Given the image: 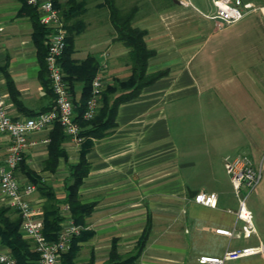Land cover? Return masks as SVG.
Listing matches in <instances>:
<instances>
[{
  "label": "crops",
  "instance_id": "1",
  "mask_svg": "<svg viewBox=\"0 0 264 264\" xmlns=\"http://www.w3.org/2000/svg\"><path fill=\"white\" fill-rule=\"evenodd\" d=\"M57 1L60 12L69 9L70 0ZM76 1L83 12L70 24L84 27L75 39L74 59L95 55L103 63L107 54L106 81L128 80V50L115 40L105 1ZM136 5L133 27L145 32L146 47L154 52L147 74L165 75L122 103L115 129L93 140L86 155L90 170L79 194L94 209L74 263L109 264L115 248L118 255H137L131 264H203V256L264 246V176L247 199L256 232L246 237L237 216L239 198L224 167L226 156L239 154L258 167L264 154V7L225 25L213 18L212 0L203 6L193 0ZM23 6L24 0H0V95L14 119L46 112L54 99L42 83L34 26L20 14ZM104 8L108 34L95 28L97 20V26L104 23ZM50 133L29 137L36 145L28 148L24 162L53 189L62 207L64 184L80 161L82 143L68 138L62 146L66 156L47 170L50 143L44 141L51 140ZM8 144L7 137H0V163ZM17 174L29 183L21 165ZM34 186L32 205L44 214L46 198ZM201 192L215 193L216 206L196 203ZM2 207L18 217L0 195ZM217 229L240 236L217 234ZM225 264H264V254Z\"/></svg>",
  "mask_w": 264,
  "mask_h": 264
},
{
  "label": "built area",
  "instance_id": "2",
  "mask_svg": "<svg viewBox=\"0 0 264 264\" xmlns=\"http://www.w3.org/2000/svg\"><path fill=\"white\" fill-rule=\"evenodd\" d=\"M27 3L36 8L38 21L48 31L46 47V66L50 89L54 95L51 108L36 116L14 119L4 96L0 95V137H7L9 144L0 163V195L8 204L17 210L22 220L21 231L24 237L32 242V249L39 254L38 264H61L63 256L70 250L72 241L80 236L84 227L75 224L71 216L69 205L61 207L64 222L58 239L50 242L43 233V212L36 210L31 202V197L36 191L33 184L18 176L17 172L25 160L26 152L30 146L29 137L36 133L50 132L55 124H59L65 135L75 144L84 140L80 136L81 129L77 122L75 104L69 91V86L64 80L61 58L67 47V28L60 10L55 6V0H27ZM216 8L214 19L220 20L225 25H231L244 19L250 12L258 11L252 3L242 0H212ZM98 75L92 82V95L86 104L84 119L92 120L102 107V94L108 84L105 72L108 69V55H103ZM50 139L44 143L49 144ZM224 167L230 177L235 194L239 198L238 218L244 223L243 234L250 237L256 232L253 223V213L247 206L248 197L259 187L264 176V154L261 163L256 167L251 158L246 154L228 155L224 158ZM194 201L207 207H215L217 195L215 193H197ZM217 234L232 237L233 230L217 229ZM236 235L240 236L239 233ZM264 246L229 250L223 257L203 256V264H225L227 261L238 260L245 257L263 255ZM0 264H17L11 251L0 243Z\"/></svg>",
  "mask_w": 264,
  "mask_h": 264
},
{
  "label": "trees",
  "instance_id": "3",
  "mask_svg": "<svg viewBox=\"0 0 264 264\" xmlns=\"http://www.w3.org/2000/svg\"><path fill=\"white\" fill-rule=\"evenodd\" d=\"M104 1L105 6L110 11L111 22L116 33L115 40L128 50L127 61L132 74L126 81L114 79L111 83L107 84L102 94V107L99 113L89 121L85 120L83 115L86 104L92 95V82L98 75L101 63L95 55H89L82 61H77L73 57L76 36L81 32L84 25L80 24L79 27L75 23H70L73 18L79 17L83 12V9L81 10L84 7L82 3L70 0L69 9L61 12L68 33L66 40L67 47L61 58L64 80L69 86L72 101L75 104L76 120L81 129L80 136L84 138L81 144L80 161L70 168L69 177L64 184L66 197L63 202L69 205L75 224L83 227H85L86 218L94 209L92 204H83L79 194L80 187L90 170V163L87 161L86 155L94 146L93 140L100 139L115 129L117 126V112L122 103L137 98L145 87L153 84L165 75V73L147 74L148 62L154 56V52L146 47L144 40L145 32L133 27L138 6L134 5L129 9H125L121 7L118 0ZM55 6L58 9L60 8L57 0H55ZM20 14L29 16L33 22L34 44L37 47L39 59L43 66L41 70L42 83L47 92L54 98L50 89L46 66V41L49 31L39 23L36 8L30 6L27 0H24V6ZM50 138L49 157L45 169L54 170L58 166L60 157L66 156V152L62 146L67 142L68 137L57 123L50 133ZM21 169L24 171V175L28 178L29 183L36 185L41 195L46 198L43 214V233L48 241L54 242L58 239L61 225L65 220L60 210L62 202L57 198L50 186L45 184L36 173L25 166L24 161L21 163ZM13 212L8 207L0 208V243L11 251L17 264H38L39 254L32 249V242L26 239L21 231V217L19 215L15 218L12 217ZM82 233L73 239L71 248L63 256L61 264H75L74 259L78 252L77 243L84 238ZM143 244L144 242L142 241L140 246H143ZM136 259L137 255H118L115 248H113L109 264H131Z\"/></svg>",
  "mask_w": 264,
  "mask_h": 264
},
{
  "label": "rangeland",
  "instance_id": "4",
  "mask_svg": "<svg viewBox=\"0 0 264 264\" xmlns=\"http://www.w3.org/2000/svg\"><path fill=\"white\" fill-rule=\"evenodd\" d=\"M101 1H103V0H101ZM141 1H143V0H118V3L119 4H121V7H123V8H125V9H129V8H131L132 6H134V5H136V4H140V2ZM206 1L207 0H193V2L196 4V5H198V6H203V5H205V3H206ZM242 2H244V3H252V4H254V6L255 7H257V8H262V7H264V0H242ZM102 13H104V19H102V20H104V23H103V25L101 24L100 26H97L98 25V23H100L99 22V20H97V23H96V25H95V28L96 29H98V27H100V30H105L106 31V33L108 32L109 33V31H107L106 30V28H107V25H106V19H107V16H108V9L107 8H104L103 10H102ZM97 26V27H96ZM109 26H110V24H109ZM110 28H112V26H110ZM113 29V28H112ZM111 29V30H112ZM98 32H99V30H97ZM102 31H101V33H102ZM107 33V34H108ZM126 62H128L127 60H128V58H127V56L125 57V59H124Z\"/></svg>",
  "mask_w": 264,
  "mask_h": 264
}]
</instances>
